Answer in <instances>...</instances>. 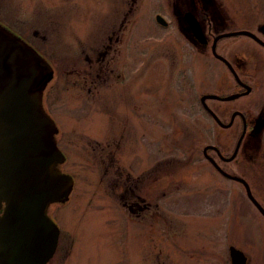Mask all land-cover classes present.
<instances>
[{"label":"rangeland","instance_id":"obj_1","mask_svg":"<svg viewBox=\"0 0 264 264\" xmlns=\"http://www.w3.org/2000/svg\"><path fill=\"white\" fill-rule=\"evenodd\" d=\"M187 2L0 0L1 22L28 29L55 68L47 106L74 188L50 206L49 264H231L230 246L264 264V220L202 155L212 125L199 94L214 67L193 48ZM97 60L103 84L88 91Z\"/></svg>","mask_w":264,"mask_h":264},{"label":"water","instance_id":"obj_2","mask_svg":"<svg viewBox=\"0 0 264 264\" xmlns=\"http://www.w3.org/2000/svg\"><path fill=\"white\" fill-rule=\"evenodd\" d=\"M185 18L199 38L194 17L188 12ZM155 19L167 25L161 15ZM52 76L46 59L0 24V264H46L58 244L48 209L68 200L73 178L61 169L58 128L43 107ZM229 257L231 264L247 261L233 246Z\"/></svg>","mask_w":264,"mask_h":264},{"label":"flooded vegetation","instance_id":"obj_3","mask_svg":"<svg viewBox=\"0 0 264 264\" xmlns=\"http://www.w3.org/2000/svg\"><path fill=\"white\" fill-rule=\"evenodd\" d=\"M188 12L198 24L199 38L186 22ZM181 16L193 48L209 51L214 67L209 91L199 94V102L212 125L211 143L203 147L202 155L214 175L223 183L237 187L264 220L261 211H264V0H188ZM0 24L36 49L52 67V79L43 91V107L58 128L56 142L61 150L60 127L47 106V99L54 94L55 68L42 49L28 38V29L26 37L23 30H14L8 22L0 20ZM99 64L98 60L91 61L83 72L82 85L86 84L88 91L103 84L104 69ZM62 153L65 163L68 157L64 151ZM73 188L74 179L69 198ZM69 198L51 205H63ZM50 206L48 215L52 218ZM126 206L132 211V204Z\"/></svg>","mask_w":264,"mask_h":264}]
</instances>
